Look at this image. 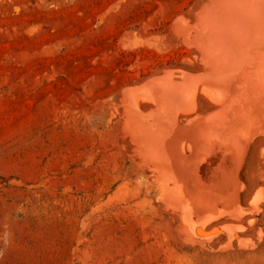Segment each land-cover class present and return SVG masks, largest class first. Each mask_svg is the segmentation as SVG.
<instances>
[{
	"label": "rangeland",
	"instance_id": "obj_1",
	"mask_svg": "<svg viewBox=\"0 0 264 264\" xmlns=\"http://www.w3.org/2000/svg\"><path fill=\"white\" fill-rule=\"evenodd\" d=\"M205 2L0 0V264H264L263 119L234 149L235 208L205 202L214 216L197 232L165 196L204 177L210 125L197 120L218 114L211 96L229 95L183 33ZM167 76L171 94L152 81ZM177 93L187 103H170ZM137 149L158 163L141 164ZM170 157L197 174L184 178Z\"/></svg>",
	"mask_w": 264,
	"mask_h": 264
},
{
	"label": "bare ground",
	"instance_id": "obj_2",
	"mask_svg": "<svg viewBox=\"0 0 264 264\" xmlns=\"http://www.w3.org/2000/svg\"><path fill=\"white\" fill-rule=\"evenodd\" d=\"M180 24H185V22H180ZM183 33L188 38V40L191 39L195 43V45H197L200 56L202 55L201 58L204 57V59H206V63L204 61L203 64H206V74L213 76V79L211 80L212 83H215L218 89L221 88L229 94L226 95V98L225 96L222 97L223 94L222 96H220V94L211 96V102H213L214 104V109L218 110V114L212 117L209 116L197 120V123L201 122L203 123V125H210L209 130L207 129L208 131L201 133L199 132V134L202 136L201 141H203V143L201 141L198 142L200 143V145L203 144V146L199 147H202V150H204L203 154L200 155L201 158H198V152L202 153L201 148H199L198 145L194 147L195 149L197 147L199 148V151L198 149L196 150L198 151L196 154L198 160L201 162H199L200 165H203V167H198V170L203 168L202 171L205 174L204 177L202 176V178H199L201 183L199 181L198 183H200V185L197 183L196 179L193 181L198 185L194 184L193 181V184L188 181L189 185L187 183L188 186H181L182 190L179 188H175L170 189V191L168 192L166 190V195L162 194L163 197L167 196L172 201V203L176 202L177 210L179 212L178 216L180 218V221H182L181 223L187 225L185 226L186 229H191L192 227L194 228V231H197L198 229L202 230V226H204L203 223L206 220H209L211 215V218L214 216L210 213V211H208L209 213H207V211L205 212V210L208 208L203 205L205 202L207 203L208 201L212 200L213 202L220 201L224 206L227 207L235 208L237 206L240 187L237 188L236 184L238 183V175H240L238 173H240L239 171L241 169L244 151H242L241 154L240 152H238L240 155L237 152L236 155L234 151L236 150L237 145L248 146L246 142L251 141L253 137H256L255 134H257V132L254 134L255 136L253 135V132L257 123H253L255 121L253 117H257L258 119L261 118L260 121H262V119L264 120V0H207V2L200 6L194 22L192 24H185ZM203 60L200 59L201 64ZM165 73L163 74L165 75ZM167 74L169 75L170 73L167 72ZM181 76L183 77V75ZM168 77L169 76H167L166 79L162 78L161 80H159L158 78L155 81L152 80L153 82L166 81V84L168 82L167 85H165L164 82V84H160V82L159 84H151L153 82H148L149 85H153H150V89H152L153 91H158V87L161 85L160 87L164 90L165 93L171 94L174 89V85L172 86L171 80H169L171 78L169 77L168 79ZM209 77L207 76V79ZM151 79L153 78H150L148 80L151 81ZM210 79L208 80L210 81ZM183 81L186 83L187 79H183ZM155 84L159 86L157 87ZM180 87H183V85H181ZM178 89L179 86L176 91H180ZM158 94L159 93H157V95ZM180 94L177 93L176 95H173L171 97L169 96L168 99L170 103L176 105L187 103V101L189 100L188 97ZM128 105L130 106V104ZM215 105L218 107V109L215 108ZM133 109L135 108L133 107ZM193 110L194 106L190 109L188 108L187 110H185V112H196ZM136 112H139V109H137ZM130 113L128 114L129 118L130 115H133V113L135 114L134 111L131 114ZM128 117H126V121H131L133 118L131 116L132 118L128 119ZM232 120L237 123L236 127H231ZM172 126L173 125H171V127ZM198 126L200 127L199 124ZM250 128L254 129H252L253 132L249 134L248 132L251 131ZM168 130H170V128H168ZM192 131L193 130H191V132ZM238 132L239 134L240 132H243L249 135L243 134V137L240 136ZM156 133H159V135L162 134L160 131H157ZM234 133H236V137ZM148 134L149 133L145 131L144 135L142 136L147 139ZM260 134V136H264V132L263 134ZM245 136L249 137V139L245 138ZM240 137H242V142ZM237 138L240 142L236 141ZM244 139L247 140L246 142L244 141L246 144H244L243 142ZM194 142L195 141H193V143ZM175 146H177V144H175ZM164 147V143H161L159 145V148L161 149H164ZM238 149L240 148L238 147ZM162 152L164 153L165 151L163 150ZM138 158L141 164H144L146 166L153 161L154 163H158L156 159H153L151 160V162H149L147 157L142 153V150H138ZM173 158L174 157H172L171 160L169 159V161L172 162L170 163L171 166H169L177 168L174 171L179 170L178 172H182L185 176L184 178H187L186 175L189 173L190 175L197 174V171L195 170H186V168H190L186 167V165H189L188 159L185 160L184 158V160H179L177 158L178 161L175 162V159ZM166 159L167 158H165V161L168 160ZM190 162H192V158ZM192 163L193 165L195 164L194 162ZM183 166L186 167L184 168L185 170L181 169ZM170 171L172 172L173 170ZM198 176L199 174L196 175V177ZM184 178L180 177L179 179L182 180H180L179 182H182L184 180H186L187 182V179ZM227 179H231L234 182V185H230ZM164 191L161 192L163 193ZM187 232L193 233V231L189 230Z\"/></svg>",
	"mask_w": 264,
	"mask_h": 264
}]
</instances>
